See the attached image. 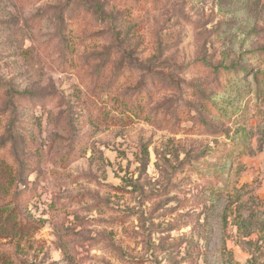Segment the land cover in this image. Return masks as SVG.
Masks as SVG:
<instances>
[{
    "label": "rangeland",
    "instance_id": "374dc122",
    "mask_svg": "<svg viewBox=\"0 0 264 264\" xmlns=\"http://www.w3.org/2000/svg\"><path fill=\"white\" fill-rule=\"evenodd\" d=\"M263 263L264 0H0V264Z\"/></svg>",
    "mask_w": 264,
    "mask_h": 264
},
{
    "label": "trees",
    "instance_id": "16d2710c",
    "mask_svg": "<svg viewBox=\"0 0 264 264\" xmlns=\"http://www.w3.org/2000/svg\"><path fill=\"white\" fill-rule=\"evenodd\" d=\"M237 86H236V84H235V82L233 83V84H231L230 85V88L232 89V88H236ZM264 264V263H263Z\"/></svg>",
    "mask_w": 264,
    "mask_h": 264
}]
</instances>
